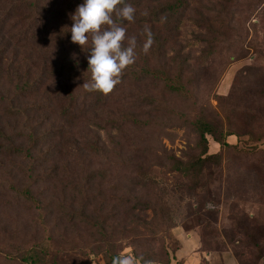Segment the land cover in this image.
Instances as JSON below:
<instances>
[{
    "label": "rangeland",
    "instance_id": "1",
    "mask_svg": "<svg viewBox=\"0 0 264 264\" xmlns=\"http://www.w3.org/2000/svg\"><path fill=\"white\" fill-rule=\"evenodd\" d=\"M83 2L0 0V128L36 142L26 146L33 162L0 155V264L45 242L48 264H106L92 253L102 238L118 256L160 264H219L229 248L238 264H264V0H186L178 26L169 14L140 22L169 3L143 0L122 25L125 46L136 37L135 63L107 96L81 87L90 49L67 37ZM199 118L225 145L205 135L201 155ZM31 184L30 201L15 196ZM59 204L86 205L87 223L69 222Z\"/></svg>",
    "mask_w": 264,
    "mask_h": 264
},
{
    "label": "clouds",
    "instance_id": "2",
    "mask_svg": "<svg viewBox=\"0 0 264 264\" xmlns=\"http://www.w3.org/2000/svg\"><path fill=\"white\" fill-rule=\"evenodd\" d=\"M135 13L136 9L125 0H84L71 15V42L82 50L86 46L90 49L87 60L90 79L81 86L86 92L109 95L121 83L125 70L135 63L136 37L128 38L125 46L127 29L122 26L124 21L134 22ZM144 34L142 51L147 54L154 43V35L148 26ZM112 264H156V261L122 255L113 257ZM219 264H238L230 248L223 252Z\"/></svg>",
    "mask_w": 264,
    "mask_h": 264
},
{
    "label": "trees",
    "instance_id": "3",
    "mask_svg": "<svg viewBox=\"0 0 264 264\" xmlns=\"http://www.w3.org/2000/svg\"><path fill=\"white\" fill-rule=\"evenodd\" d=\"M152 2H159L160 0H150ZM163 1V0H161ZM169 3L165 4V5H159L160 7L154 11L149 12L148 14H144L143 18H141L139 21L140 22H165L168 18L166 15L169 14L173 15L172 20H173V24L176 26H178V23L180 20H178L179 14L180 12L184 9L185 7V2L186 0H167ZM125 3L127 4H131L133 7L135 8H139L141 6H143V0H125ZM123 5H121L122 7ZM30 11L32 13H36L39 10V4H32L29 7ZM72 27V26H71ZM70 27V28H71ZM67 37H71V32L69 31ZM158 43H160L159 48H161L163 46V44L158 41ZM148 70H144L142 74H147ZM149 74L150 71H149ZM152 75V74H151ZM154 78L159 77V74L157 72H154V74L152 75ZM163 79L166 81V86L168 87V91L170 92H174V93H184L185 89L182 87L181 85V81L180 78H176L174 80H171L169 77L165 76L163 77ZM72 102V99L71 101ZM65 112H70V108L68 106H64L63 107ZM18 111V110H17ZM72 111V110H71ZM196 127H197V131L199 133V137H200V145L203 148L201 155H205L207 153V140L205 138V135H211L214 136V138L216 139V141L221 145H225L224 144V136L222 137L219 133L216 132V130L214 129V127L205 119L203 118H199L196 119L194 121ZM229 134H227L226 136H228ZM30 136H28L29 138ZM17 139L18 136L16 138H14L13 136L8 138L6 136V133L3 129L0 128V155L2 156H6V157H13V158H18L21 160H26L28 162V160L35 159V155L33 154V150L35 149L34 147H26L29 143H31L33 146L36 144L35 139H31L29 138L28 142L26 143V145H24L22 142L17 143ZM211 158V155L206 156L204 158H197L195 160L192 161H188L187 163H182L179 161L174 160V165H175V169L179 170V171H189V170H193L197 167H202L203 164L206 162L207 159ZM30 175L29 178L30 180L32 179V175L34 174V169L30 170ZM27 172H25L24 174H26ZM34 181H32L33 184ZM28 185V187H26L23 190L20 189H15L14 193L15 196H17L19 199H23L26 201H30L31 199V191L29 190V187H32L33 185ZM13 190V189H12ZM86 204V203H85ZM60 208L58 210H61V213L64 214L63 216L68 217V221L69 222H78L81 223L80 220H82L83 223H87V219H86V215L84 214V212L87 210L86 209V205H81V207L74 209L73 204L72 206L70 205L69 208H67V206L59 204ZM84 214V215H83ZM103 225L105 226V223H103L102 225L98 226L97 229L98 231H102L103 232ZM105 237V236H104ZM46 247V250L44 248V251L39 254L38 251L36 249H31L28 253L27 256H24V261L21 260V262L19 264H48L49 262V244H47L46 242L44 243ZM93 254L96 255H101L105 261L106 264H112V259L115 256H118L117 254H115L114 249H113V245L111 243H108L106 241V238H102L101 240V245L99 247H97L96 250H94V252H92ZM147 260V259H146ZM155 261V260H154ZM51 264H56L54 261L51 262ZM156 264H160V261H156ZM164 264H169V261H165Z\"/></svg>",
    "mask_w": 264,
    "mask_h": 264
},
{
    "label": "crops",
    "instance_id": "4",
    "mask_svg": "<svg viewBox=\"0 0 264 264\" xmlns=\"http://www.w3.org/2000/svg\"><path fill=\"white\" fill-rule=\"evenodd\" d=\"M192 237H190L189 239H191Z\"/></svg>",
    "mask_w": 264,
    "mask_h": 264
}]
</instances>
